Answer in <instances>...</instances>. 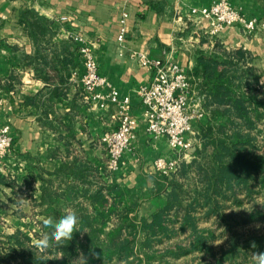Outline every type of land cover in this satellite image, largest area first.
Here are the masks:
<instances>
[{
	"label": "crops",
	"instance_id": "0c3cea01",
	"mask_svg": "<svg viewBox=\"0 0 264 264\" xmlns=\"http://www.w3.org/2000/svg\"><path fill=\"white\" fill-rule=\"evenodd\" d=\"M213 1L0 0V123L10 124L14 137L0 174V235L20 231L34 241L49 230L41 218L58 220L66 210L76 213L80 227L84 220L107 217L102 206L119 200L118 194H125L121 206L129 202L139 220L168 204L166 184L160 185L152 163L176 154L166 137L147 133L139 89L150 84L154 69L133 54L177 62L191 73L200 53L211 54L219 43L246 52L264 84V0H231L258 27L248 33L228 26L219 34L210 33L209 19L191 13ZM72 32L93 45L99 73L130 98L135 139L115 173L106 167L100 140L118 126L121 107L96 108L86 98L83 58ZM191 76L198 97L201 79ZM206 118L195 122L197 133Z\"/></svg>",
	"mask_w": 264,
	"mask_h": 264
},
{
	"label": "trees",
	"instance_id": "16d2710c",
	"mask_svg": "<svg viewBox=\"0 0 264 264\" xmlns=\"http://www.w3.org/2000/svg\"><path fill=\"white\" fill-rule=\"evenodd\" d=\"M250 62L246 52L219 43L211 54L198 56L190 74L201 79L199 88L209 114L200 125L202 148L195 150L191 163L182 162L176 172L161 174L168 204L151 219L138 223L131 215L132 205L121 206L125 194H118L119 200L110 198L102 206L108 209L107 217L84 220L73 239L62 246L40 251L32 237L17 231L8 237L7 248L0 250V261L73 264V257L82 252L85 264H130L140 247L151 264L161 244L165 250L160 259L165 264H185L179 260L193 254L192 264H253L250 253L264 252V85ZM114 188L109 186L110 191ZM201 219H214L219 227L229 229L228 247L213 245L218 234L213 228H201ZM252 222L261 226L238 241L234 227ZM183 233L185 242L178 239ZM141 234L144 239L139 243ZM252 241L256 249L251 248Z\"/></svg>",
	"mask_w": 264,
	"mask_h": 264
},
{
	"label": "built area",
	"instance_id": "2783aa9c",
	"mask_svg": "<svg viewBox=\"0 0 264 264\" xmlns=\"http://www.w3.org/2000/svg\"><path fill=\"white\" fill-rule=\"evenodd\" d=\"M191 13L210 21V33L219 34L228 26H241L248 33L258 27V20L249 19L245 13L236 8L231 0H214L208 7L192 8ZM123 14L119 39L126 35V18ZM71 37L80 44V53L84 63L81 81L86 98L93 107L107 109L110 104L121 107L118 126L104 132L101 136L107 158L106 167L110 173L117 172L122 165L125 153L131 149L135 139V120L127 111L129 97H122L117 88L99 73L98 62L93 45L81 33L72 32ZM139 62L154 69L150 84L139 89V95L146 107V130L153 137H166L175 157H159L152 163L156 172L170 175L175 172L183 159L196 148L195 122L205 119L207 111L203 97L193 95V77L189 71L177 62L166 63L163 60L149 58L143 53H134ZM14 137L10 124L0 123V174L5 169L7 156L12 152Z\"/></svg>",
	"mask_w": 264,
	"mask_h": 264
},
{
	"label": "rangeland",
	"instance_id": "374dc122",
	"mask_svg": "<svg viewBox=\"0 0 264 264\" xmlns=\"http://www.w3.org/2000/svg\"><path fill=\"white\" fill-rule=\"evenodd\" d=\"M264 85V84H263ZM199 98H202L203 97V100H204V96L203 95H200L199 94V96H198ZM195 98H196V96H195ZM206 109V108H205ZM207 111V110H206ZM198 134V135H197ZM199 134H200V131H199V133H195V135L194 136H192V138H193V140H195L197 143H196V149L198 148H202V141H201V139H200V136H199ZM261 145L262 146H264V137H262V139H261ZM196 158V155L195 154H191V153H189L184 159H183V161L182 162H187V163H191L194 159ZM182 162H181V164H182ZM181 166V165H180ZM179 166V167H180ZM178 170V169H177ZM176 170V171H177ZM175 171V172H176ZM258 200L259 201H261L262 200V198L261 197H259L258 198ZM248 206V204H246V207ZM137 220V222L138 223H140L142 220H139V219H136ZM253 224H250V225H245V226H237V227H234V230L235 231H237L236 233H237V239H238V241H240V242H243V240H245V238L244 237H246V236H248L249 235V233L251 232V230L253 229V228H256V227H260L261 225H260V223H258V222H252ZM199 224H200V226H201V228H203V227H209V228H213V230H214V232L216 233V234H218V239L217 240H215L214 241V246L215 247H217V248H220L221 246H225V247H228V245H229V243H230V231H229V229L227 228V227H224L223 229H222V227H219L218 226V223L216 222V221H214V219H212V220H205V219H201L200 220V222H199ZM109 225H111V222L109 223ZM107 230H109V228L107 229ZM185 235L186 234H181V236L180 237H178V239H181V241L185 238ZM242 238V239H241ZM8 237L7 236H4V235H0V250L1 249H3V251L5 250V248H7L6 246H8L7 244H8ZM144 239V235L143 234H141L140 236H139V243L140 242H142V240ZM183 242H185V240H183ZM156 248H157V255L155 254V258H156V260L153 262V263H151V264H165V262H164V260L162 261L161 259H160V253L161 252H163L164 250H165V246H163V245H161V244H158L157 246H156ZM137 251H138V257H132L130 260H132L131 261V263L130 264H148V261H147V258H146V253H145V251H144V248H138L137 249ZM59 254V256H62V253L60 252V253H58ZM81 256H83V258H84V260H85V256L86 255H84L82 252H79V254L77 255V256H75V257H73V260L74 261H78L80 258H81ZM195 256V254H193V255H189V256H185V257H182L180 260H179V262L180 263H185V264H192L193 263V261H194V257ZM200 256V255H199ZM138 258L140 259V260H138ZM159 260H161V261H159ZM195 261H197V260H195ZM18 263V260H15V259H12V261H11V264H17ZM0 264H4V262H1L0 261ZM113 264V263H112ZM121 264H127V262H122Z\"/></svg>",
	"mask_w": 264,
	"mask_h": 264
},
{
	"label": "clouds",
	"instance_id": "9594fccd",
	"mask_svg": "<svg viewBox=\"0 0 264 264\" xmlns=\"http://www.w3.org/2000/svg\"><path fill=\"white\" fill-rule=\"evenodd\" d=\"M43 225L50 229L49 232H45L39 239L33 241V246L40 250L45 251L50 247L62 246L65 241H71L73 234L77 231L78 217L74 211H65L58 220H54L52 217L41 218ZM252 249L257 248L255 241L250 242ZM253 264H264V252H251L250 253ZM85 264L83 256L73 264Z\"/></svg>",
	"mask_w": 264,
	"mask_h": 264
}]
</instances>
